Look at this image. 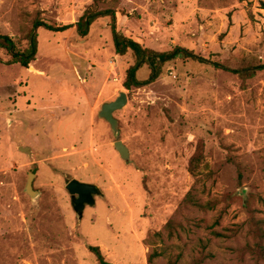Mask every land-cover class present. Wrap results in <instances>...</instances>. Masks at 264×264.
<instances>
[{
    "label": "rangeland",
    "instance_id": "374dc122",
    "mask_svg": "<svg viewBox=\"0 0 264 264\" xmlns=\"http://www.w3.org/2000/svg\"><path fill=\"white\" fill-rule=\"evenodd\" d=\"M264 0H0V36L29 47L35 21L63 27L89 9L117 12V28L144 48L182 47L207 61L244 70L264 65ZM111 18L88 36L75 27L36 31L29 68L0 49V264H264L251 252L252 219L264 220V70L250 78L178 58L139 89L124 87L135 63L116 52ZM151 68L138 72L149 79ZM128 95L115 117L119 139L99 117L101 105ZM200 143L195 177L190 159ZM31 147L33 156L19 151ZM35 173L32 199L25 191ZM104 193L75 213L72 180ZM192 195L201 210L187 203ZM182 223L173 237L165 225ZM203 247H206L204 249Z\"/></svg>",
    "mask_w": 264,
    "mask_h": 264
},
{
    "label": "trees",
    "instance_id": "16d2710c",
    "mask_svg": "<svg viewBox=\"0 0 264 264\" xmlns=\"http://www.w3.org/2000/svg\"><path fill=\"white\" fill-rule=\"evenodd\" d=\"M262 8L264 9V3ZM107 17H110L112 21L111 28L117 54L124 56L128 52H132L133 56L135 57V63L127 70L126 79L124 81V87L129 91L139 89L145 85L153 83L159 78L162 65L178 58L192 60L201 64L212 65L216 69L231 71L243 78L253 77L256 71L264 70V65H260L255 68L248 67L244 70L230 69L229 67H226L220 63L207 61L202 56H199L193 51L182 47H177L175 50L169 53H157L153 50L144 48L139 42L127 37L118 30L116 11H99L95 8L87 10L75 25L71 24L63 27H57L44 21H35L34 27L28 36L29 47L24 52L18 51L15 41L10 36H0V49H5L11 53L13 57L11 64H20L24 68H29L31 63L35 61L38 53V36L36 33L37 30L45 29L50 32H63L75 27L79 35H81L82 37H86L90 32V28L98 19ZM145 65L150 66L151 74L147 81L142 82L138 78V72ZM204 153L205 146L203 143H200L196 149L194 156L190 159L189 171L195 177L198 176L199 169L204 160ZM187 203L192 207H198L201 210L214 209L216 204L212 202L205 205L201 204L197 202L191 194L187 197ZM180 227H183L182 223H175L174 221H169L165 225V229L168 231L170 237H173L176 230ZM250 227V235L252 236V238H254V245L249 246V249L259 259L264 260V220L256 221V219L253 218ZM203 248L206 249V247ZM90 251L97 257L99 264H110L105 260L99 247L92 246L90 247ZM159 256L160 253L158 251H153V253L148 258V263L154 264L155 260ZM180 257L181 256H179L177 259H180ZM177 259L170 262V264H178ZM205 261V252L203 251V249H201L199 256L197 258H194L191 264H203Z\"/></svg>",
    "mask_w": 264,
    "mask_h": 264
},
{
    "label": "water",
    "instance_id": "95a60500",
    "mask_svg": "<svg viewBox=\"0 0 264 264\" xmlns=\"http://www.w3.org/2000/svg\"><path fill=\"white\" fill-rule=\"evenodd\" d=\"M127 103V93L121 92L116 100L105 102L101 105L99 117L109 123L113 133L118 136L119 139L116 141L114 146L121 159L127 163H130L131 153L125 143L120 140L121 133L119 129V121L115 117V113L122 110L127 105ZM19 151L27 154L30 157L33 156L32 148L29 146L20 147ZM35 177V173H29L28 182L25 188L26 193L34 200L40 196V191H37L34 188ZM66 190L71 195L73 209L80 220L83 219L87 206H94L97 202L96 197L104 196L103 191L98 185L92 183H84L76 179L72 180L66 186Z\"/></svg>",
    "mask_w": 264,
    "mask_h": 264
}]
</instances>
